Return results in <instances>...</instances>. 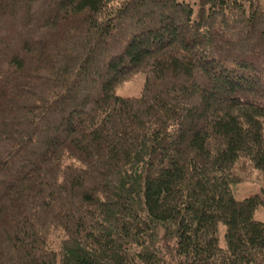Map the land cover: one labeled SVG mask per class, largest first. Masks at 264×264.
Returning a JSON list of instances; mask_svg holds the SVG:
<instances>
[{
	"label": "trees",
	"instance_id": "16d2710c",
	"mask_svg": "<svg viewBox=\"0 0 264 264\" xmlns=\"http://www.w3.org/2000/svg\"><path fill=\"white\" fill-rule=\"evenodd\" d=\"M193 4L0 0V264H264V1Z\"/></svg>",
	"mask_w": 264,
	"mask_h": 264
},
{
	"label": "rangeland",
	"instance_id": "374dc122",
	"mask_svg": "<svg viewBox=\"0 0 264 264\" xmlns=\"http://www.w3.org/2000/svg\"><path fill=\"white\" fill-rule=\"evenodd\" d=\"M178 1L187 2L189 4L194 3V0H178ZM145 80L146 77L144 74L141 73L136 75L131 81L125 83L121 88L118 89L117 91L118 96L125 98L140 97L142 94ZM234 193L237 200H243L248 197L259 195L263 198L264 201V197L262 196L260 185L258 184H251V183L241 184L234 188ZM256 219L260 221H264V207H261L257 211Z\"/></svg>",
	"mask_w": 264,
	"mask_h": 264
}]
</instances>
